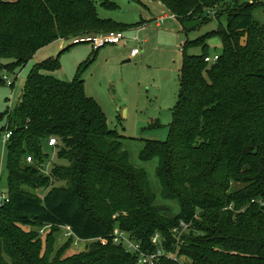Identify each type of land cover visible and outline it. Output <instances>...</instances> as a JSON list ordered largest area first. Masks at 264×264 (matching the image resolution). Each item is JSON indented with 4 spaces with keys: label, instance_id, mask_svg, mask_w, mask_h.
<instances>
[{
    "label": "trees",
    "instance_id": "trees-1",
    "mask_svg": "<svg viewBox=\"0 0 264 264\" xmlns=\"http://www.w3.org/2000/svg\"><path fill=\"white\" fill-rule=\"evenodd\" d=\"M156 1L182 25L207 23L211 10L218 22L216 30L184 43L167 140L145 141L140 155L144 161L157 158L162 196L177 203L178 214L169 217V208L155 204L145 172L122 149L123 136L109 129L100 106L86 95L82 65L72 82L58 80L40 72L60 68L58 56L49 58L30 71L0 128L11 132L5 142L9 202L0 207V264H134L136 255L112 243L115 229L150 253L157 250L151 238L159 234L165 252L177 248L178 260L187 264H264V23L253 18L264 3ZM100 4L115 8L107 0ZM126 28L100 18L92 0H0V69L13 73L61 39ZM212 36L222 53L210 64L204 59ZM198 47L199 55L184 51ZM51 137L65 164L52 167L47 177L41 173L48 159L42 147ZM26 154L36 163L22 169ZM21 172H40L42 183L53 176L64 184L32 196L24 192L30 181ZM180 222L189 228L177 246L173 230ZM22 226H51L49 233L67 226L84 243L96 242L70 256L61 249L51 258L41 253L39 230ZM157 264L179 263L160 258Z\"/></svg>",
    "mask_w": 264,
    "mask_h": 264
},
{
    "label": "rangeland",
    "instance_id": "rangeland-1",
    "mask_svg": "<svg viewBox=\"0 0 264 264\" xmlns=\"http://www.w3.org/2000/svg\"><path fill=\"white\" fill-rule=\"evenodd\" d=\"M92 1L100 18L110 19L127 27L122 30V34L129 41L128 45L125 47L106 45L95 51L89 44L72 45L71 40H64L44 47V50L36 53L23 68L13 73H9L8 69H0V78L6 77L7 81L11 82L10 85L6 80L0 83V113L6 114L0 122V128L6 126V116L15 108L25 81L35 65L48 60V56H52L50 58L58 56L59 70L42 69L40 72L68 82L73 81L78 67L82 65V80L87 96L93 98L101 107L109 129L116 130L123 136L122 149L127 153L129 163L145 172L155 204L169 208L171 212H168L167 216H175L179 212V207L176 202L163 198L161 185L156 177L157 158L144 161L140 155L144 150L145 141L167 140L172 110L179 93L182 45L186 41H194L216 30L218 22L210 17L211 20L204 24L187 21L182 25L168 16L169 13L156 0H107L115 6L111 9L101 5L100 0ZM260 1L264 3V0ZM253 18L264 23V10L257 9ZM142 20H146L145 26L139 25ZM157 21L159 27H156ZM220 23L225 26L224 18L220 19ZM206 44L209 58L222 53L218 37H209ZM60 45L63 48H60ZM133 47H138L140 53L130 60L128 56ZM184 51L187 55L201 53L199 47L187 48ZM128 59L129 62H126ZM66 64L75 65L71 76L72 70L68 71V67L71 66ZM124 110L125 115L122 113ZM7 131H9L7 128L0 131V190L3 195H7V153L4 139ZM42 148L48 159L41 167V173L49 177L52 167L62 166L65 162L56 157L54 148L48 147L45 143ZM28 156L31 155L26 154L20 162L22 169L28 165ZM35 163L33 160L29 164L30 167ZM39 173L31 176L28 172H21L22 176L30 181V184L23 188L25 193L42 197L51 187H61L64 184L53 176L48 183H42V177L38 179V175H41ZM21 228L24 231L39 230L30 226ZM37 233L41 239L42 255H50L51 258L61 249L65 251V256H70L96 242L73 244L72 241V244H68V238L62 228L57 232L49 233V230H44L41 235Z\"/></svg>",
    "mask_w": 264,
    "mask_h": 264
},
{
    "label": "built area",
    "instance_id": "built-area-1",
    "mask_svg": "<svg viewBox=\"0 0 264 264\" xmlns=\"http://www.w3.org/2000/svg\"><path fill=\"white\" fill-rule=\"evenodd\" d=\"M215 15L214 10L209 11V17H212ZM171 18L175 19L172 15H168ZM162 18H160L161 20ZM158 23V21H157ZM60 41H64L61 39ZM72 45H79V44H89L93 50H98L99 48H102L106 45L116 46V45H126L127 39L123 36L122 32H108V33H100V34H88V35H81L78 37H75L71 39ZM139 55V49L134 48L130 52L131 58H135ZM218 56L214 55L213 58L206 57L204 61L206 63L213 64L217 61ZM8 78L3 77V80L7 81ZM7 84L10 85L11 82L7 81ZM11 135V132H6L4 139L5 142L9 139ZM57 145V140L54 137H51L47 140V146L50 148H53ZM27 162L31 163L32 158L28 157ZM9 202L8 195H3V193L0 190V207L6 205ZM260 204L264 206V201H260ZM51 226H44L41 228L38 232L39 234H43L44 230H49ZM65 230V236L66 238L73 239V244L83 242L76 238L71 231L70 227L64 226L61 227ZM189 228V225H186L183 222H180L179 227L175 228L173 230V233L176 236V245L178 246L180 244V239L182 234L187 231ZM112 243L123 245L127 252L132 253L136 255V262L134 264H157L160 258H167L171 259L174 262H177L179 264H187L184 262H180L177 257L178 250L176 248L175 252L171 255H168L164 250V240L162 237L159 236V234L154 235L151 238V244L157 248V250L153 253L150 252H143L140 243L135 242L134 239H131L128 237V235L120 231L118 229H115L112 236ZM101 242L104 244L105 241L101 240Z\"/></svg>",
    "mask_w": 264,
    "mask_h": 264
},
{
    "label": "crops",
    "instance_id": "crops-1",
    "mask_svg": "<svg viewBox=\"0 0 264 264\" xmlns=\"http://www.w3.org/2000/svg\"><path fill=\"white\" fill-rule=\"evenodd\" d=\"M176 20V19H175ZM139 25H141V26H145L146 25V20H142L141 21V23L139 24ZM159 27L160 25H159V23H156V27ZM59 42H63V41H60V40H58V41H56V42H54V43H59ZM54 43H52V44H54ZM128 43H129V41L127 40V44L126 45H123V44H120V45H118V46H122V47H125V46H127L128 45ZM51 45V44H50ZM49 46V45H48ZM61 47L60 48H63V46L62 45H60ZM134 48H138V47H133V48H131L130 49V52H131V50L132 49H134ZM92 49V48H91ZM139 49V48H138ZM182 49H183V45H182V47H181V51H182ZM44 50V48H42V49H40V50H38V52H36V53H39V52H42ZM93 50V49H92ZM97 51V50H96ZM130 52H129V59L131 60V59H134V58H131V56H130ZM140 53V52H139ZM50 57H52V56H48V58H50ZM136 58V57H135ZM32 59V58H31ZM129 59L127 60V61H129ZM67 66L69 65V66H71L70 64H66ZM36 66V65H35ZM62 67V66H61ZM71 67L73 68V69H71ZM70 68L68 67V71H71V74H70V76L72 75V73L74 72V67H75V65L74 66H71ZM60 69V68H59ZM58 69V70H59ZM56 78H58V77H56ZM85 93H86V91H85ZM87 95V94H86ZM89 97V96H88ZM93 99V98H92ZM97 103V102H96ZM101 108V107H100ZM123 115H125L126 114V111L124 110L123 112Z\"/></svg>",
    "mask_w": 264,
    "mask_h": 264
},
{
    "label": "water",
    "instance_id": "water-1",
    "mask_svg": "<svg viewBox=\"0 0 264 264\" xmlns=\"http://www.w3.org/2000/svg\"><path fill=\"white\" fill-rule=\"evenodd\" d=\"M126 62H129V61H126Z\"/></svg>",
    "mask_w": 264,
    "mask_h": 264
}]
</instances>
